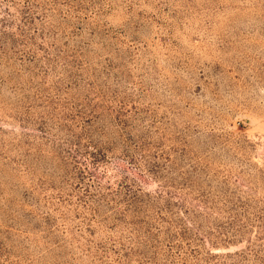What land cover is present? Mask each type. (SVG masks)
<instances>
[{
  "label": "rangeland",
  "instance_id": "374dc122",
  "mask_svg": "<svg viewBox=\"0 0 264 264\" xmlns=\"http://www.w3.org/2000/svg\"><path fill=\"white\" fill-rule=\"evenodd\" d=\"M0 264H264V0H0Z\"/></svg>",
  "mask_w": 264,
  "mask_h": 264
}]
</instances>
